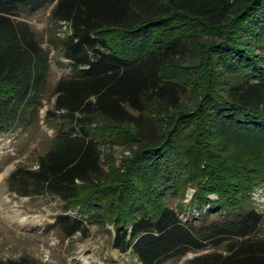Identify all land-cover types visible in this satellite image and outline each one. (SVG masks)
<instances>
[{"label":"trees","instance_id":"obj_1","mask_svg":"<svg viewBox=\"0 0 264 264\" xmlns=\"http://www.w3.org/2000/svg\"><path fill=\"white\" fill-rule=\"evenodd\" d=\"M48 5L70 28L60 44L74 74L56 81L46 113L64 127L37 167L10 173V188L60 197L53 224L65 236L113 223V246L142 264L223 243L187 264H264L263 213L250 195L264 183V155L226 159L207 140L227 130L264 149V0H0V132L30 126L44 104L50 51L21 8ZM200 64L204 88L178 76ZM106 127L136 145L121 173L104 166ZM188 184L192 202L218 219L183 220L168 200ZM77 205L80 214L68 211ZM0 264L45 263L22 255Z\"/></svg>","mask_w":264,"mask_h":264},{"label":"rangeland","instance_id":"obj_2","mask_svg":"<svg viewBox=\"0 0 264 264\" xmlns=\"http://www.w3.org/2000/svg\"><path fill=\"white\" fill-rule=\"evenodd\" d=\"M51 8L52 5H48L33 12L21 8V16L32 23L43 45L49 49L51 67L44 104L32 124L14 126L0 132V259L27 255L45 264H142L130 250L122 251L113 246V223L88 222L86 232L78 231L72 236H65L53 224L55 216L63 209L64 203L60 197L52 193L23 195L10 188V173L18 166L37 167L40 154L49 149L57 131L64 127L62 117L56 115L48 118L46 113L55 101L56 81L62 75L74 74L71 62L63 54L60 44L61 39L70 32V28L66 22L51 18ZM205 54L206 48L202 47L197 48L195 52V56L201 61ZM210 66L212 70L217 68L212 64ZM204 67L203 64L197 65L187 71L189 74L178 76L185 77L189 84L194 83V86L204 88L201 85V82L206 83ZM217 74L216 81L220 82L223 74ZM185 100L187 104L194 101L189 95ZM195 131L196 127L194 133ZM117 132L120 131L113 127H106L101 131L104 137V166L109 171L121 173L126 158L131 155L132 147L136 145ZM221 133L216 132L212 139L206 137L220 156L232 158L239 152L244 158L248 154L254 156L256 151L264 155V149L261 148L263 139L255 142L237 132L222 130ZM194 192L195 187L188 184L184 191L180 189L170 196L168 202L176 208L184 221L198 220L196 217L201 215V212H208L203 218L206 222L218 219V212L208 211L210 204L205 205L204 211L199 210L192 202ZM250 195L253 204L263 213L260 233L264 236V183L254 184ZM210 197L216 199L217 196L214 193L210 194ZM77 209L78 205L68 211L77 214ZM209 246L199 251L191 250L182 256L169 257L160 264H187V259L198 252L225 248L224 243Z\"/></svg>","mask_w":264,"mask_h":264}]
</instances>
